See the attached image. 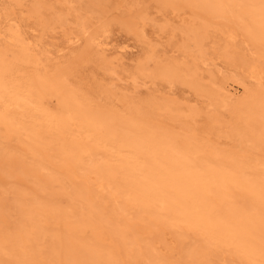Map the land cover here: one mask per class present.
I'll use <instances>...</instances> for the list:
<instances>
[{
	"label": "rangeland",
	"instance_id": "rangeland-1",
	"mask_svg": "<svg viewBox=\"0 0 264 264\" xmlns=\"http://www.w3.org/2000/svg\"><path fill=\"white\" fill-rule=\"evenodd\" d=\"M220 1L0 0V264H264V38Z\"/></svg>",
	"mask_w": 264,
	"mask_h": 264
},
{
	"label": "bare ground",
	"instance_id": "bare-ground-1",
	"mask_svg": "<svg viewBox=\"0 0 264 264\" xmlns=\"http://www.w3.org/2000/svg\"><path fill=\"white\" fill-rule=\"evenodd\" d=\"M215 1V0H214ZM222 1V0H221ZM220 1V2H221ZM225 1V0H224ZM228 3L226 7H229L232 11V13H235L236 11L238 12H242V13H246L249 15L250 17V23L254 25V30H256L257 32H259L263 38H264V0H226ZM223 3V2H222ZM217 5V4H216ZM226 5V4H224ZM218 6V5H217ZM220 6V5H219ZM223 6V4H222ZM41 7V6H40ZM224 7V6H223ZM208 8V7H207ZM229 9V10H230ZM211 10V9H210ZM223 9L222 12H225ZM229 12V11H228ZM227 13V11H226ZM33 14V13H32ZM31 14V15H32ZM229 15L231 14L230 12L228 13ZM217 15V14H216ZM240 15V14H239ZM35 16V15H34ZM228 16V15H227ZM231 16V15H230ZM244 16V15H243ZM38 17V16H36ZM229 17V16H228ZM241 17V16H239ZM245 17V16H244ZM248 17V18H249ZM239 19V18H238ZM242 21V19H241ZM244 21V20H243ZM247 23V22H246ZM252 25V26H253ZM11 31L14 33L15 35V42H19L21 45H27L29 47L35 48L38 45H35L33 43H28L30 42L29 40H27L28 42L23 40L22 34L20 32V29H11ZM233 36V35H232ZM70 42V41H69ZM14 45V44H13ZM27 53H26V52ZM24 52L26 54L22 55H18L16 54L15 56H13L14 58V63L15 64H20L22 61H26L29 56H31V53H34V50L32 51V49L30 50V48H25ZM41 53V52H40ZM33 58V57H32ZM36 59H37V55H36ZM35 59V60H36ZM30 60V59H29ZM27 60V61H29ZM13 63V65H14ZM28 63V62H27ZM36 63V62H35ZM37 65V64H36ZM21 69V68H20ZM256 69L254 68V71ZM12 72V71H11ZM253 72V71H252ZM251 72V73H252ZM256 72V71H255ZM259 72V71H258ZM257 75H253L254 79L256 78L257 81H260L262 79L261 76V72L256 73ZM252 76V75H251ZM250 76V77H251ZM252 77V78H253ZM16 78L14 77V75H12L10 73V71L4 66V64L0 63V103H3V101H5L7 99L8 94L10 93V90L13 87V84L15 83ZM263 128V127H262ZM90 153V152H89ZM90 155V154H89ZM85 156V155H84ZM67 170L69 171V173H71L70 175L72 176L74 174L73 168L71 167H67ZM93 178V177H92ZM97 179V178H96ZM90 180V179H89ZM86 188H85V193L84 195L91 197V188H92V183L89 181H86ZM95 185V184H94ZM93 185V186H94ZM97 188L100 190V193H104L106 187L104 185L103 181H99L96 183ZM92 199L94 197H91ZM118 200V199H117ZM100 234V233H99ZM98 237V236H97ZM136 242V241H135ZM141 245V244H140ZM89 256V260L92 264H114V259H115V255L113 252H99V253H90L88 254Z\"/></svg>",
	"mask_w": 264,
	"mask_h": 264
}]
</instances>
